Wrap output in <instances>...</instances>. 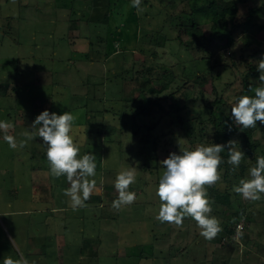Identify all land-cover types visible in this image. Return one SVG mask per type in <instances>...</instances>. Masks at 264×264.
Returning <instances> with one entry per match:
<instances>
[{"label": "rangeland", "instance_id": "374dc122", "mask_svg": "<svg viewBox=\"0 0 264 264\" xmlns=\"http://www.w3.org/2000/svg\"><path fill=\"white\" fill-rule=\"evenodd\" d=\"M70 2L0 0V120L13 123L8 134L14 136L17 144L10 148L0 138V261L11 257L27 260L28 264H211L213 258L222 260L231 252L227 264H264L260 224L264 220L260 212L264 203L250 201L254 203L247 215L252 218L251 224L245 230L244 222L238 223L242 238L235 233L231 240L216 244L199 235L200 229L191 217H185L180 225L157 220L161 201L155 195L164 170L156 168L160 161L170 152L199 145L197 141L191 145L183 136L176 116L183 120L195 117L202 103L195 101L186 107L179 93L169 95L170 91L179 85L184 96L203 90L210 103L215 95L203 72L212 65L226 66L227 71L219 67L212 73L216 75L221 70L222 82L228 84L217 85L226 113L241 77L249 71L247 64L256 68L252 73L258 72L257 63L264 54V0H232L237 11L231 45L212 37L210 24L202 23L196 34L203 47L197 45L193 31L179 30L177 21H170L165 14L177 15L186 0L141 2L135 8L136 18L129 13L133 8L130 0H123L103 26L85 24V18L94 13L90 10L92 1ZM251 9L257 13L244 26ZM77 19L79 30L71 23ZM158 30L166 39L162 46L156 45L155 56L150 52L152 45L146 42L142 44L146 54L138 52L136 46L142 38ZM245 35L252 39L250 47L242 41ZM178 36L183 44H178ZM89 42L97 44L95 51L89 49ZM133 62L138 71L143 65L148 68L147 76L154 86L163 74L177 81L160 94L163 111L140 119H132L134 113L129 112L120 120L116 113L121 104L114 100L139 94L137 84L127 75L124 83L120 79ZM197 76L205 78L203 85H195L202 79ZM250 78L257 82L258 78ZM44 109L57 114L70 111L76 117L72 134L80 147L78 156L91 152L97 158L96 174L88 177L96 182L93 192L84 206L75 210L63 192L69 182L64 176L53 177L49 172L41 138L28 140L23 135L25 128L35 131L30 128L31 122ZM126 118L129 121L125 125ZM133 122L141 130L138 135L134 134ZM143 124L154 126L148 135L151 141L157 138V157L152 160L139 155ZM109 127L116 129L111 135ZM233 131L231 139L238 141L235 148L244 152L241 131ZM212 132L207 125L206 135L211 137ZM253 137L264 144L259 128L254 129ZM130 166L137 172L129 190L140 194L131 204L117 209L112 206L118 196L113 182L119 170ZM219 174L215 189L234 192L237 183L228 184L221 177L222 171ZM233 206L238 212V204L234 202ZM215 216L220 222L221 216ZM232 239L236 240L234 249L227 245Z\"/></svg>", "mask_w": 264, "mask_h": 264}, {"label": "clouds", "instance_id": "9594fccd", "mask_svg": "<svg viewBox=\"0 0 264 264\" xmlns=\"http://www.w3.org/2000/svg\"><path fill=\"white\" fill-rule=\"evenodd\" d=\"M260 3L261 0H260ZM134 8L141 6V0H130ZM258 81L255 87L249 84L246 91L252 95L242 94L229 101L223 121L229 132L236 128L238 131L256 127L257 122L264 125V54L257 63ZM76 117L70 111L60 114L44 109L31 122L30 128H25L23 135L32 140L41 138L45 149V156L49 165V172L53 177L64 176L70 186L63 190L70 198V205L75 210L83 207L95 187L96 156L85 152L78 156L80 147L74 142L72 134ZM14 127L11 121L0 120V138L10 148L17 144L8 130ZM24 141H21V146ZM237 140L228 139L223 143L200 144L194 149H183L179 153L170 152L160 161L163 167L162 175L155 189V195L161 201L156 219L161 223L168 222L180 225L185 217H191L200 229L199 235L206 240L213 239L221 230V225L215 216L209 215L212 206L209 201L205 185H212L220 179L219 165L224 158L222 152H227V163L239 166L245 153L235 145ZM137 169L133 166L125 167L116 173L113 187L118 193L112 206L131 204L136 199V193L129 190V185L136 179ZM247 179L241 178L233 191L243 199L257 201L264 196V156H257L255 165L248 169ZM0 264H28L27 260H13L4 257Z\"/></svg>", "mask_w": 264, "mask_h": 264}, {"label": "trees", "instance_id": "16d2710c", "mask_svg": "<svg viewBox=\"0 0 264 264\" xmlns=\"http://www.w3.org/2000/svg\"><path fill=\"white\" fill-rule=\"evenodd\" d=\"M76 0H71L70 3L74 4ZM92 1V6L90 8L91 11L94 13L90 16L85 18V24H95L99 26L105 25V22L108 20V18L111 15V12H113L114 7L118 6L119 2H123V0H90ZM98 1H103V4L97 3ZM142 3H147V0H141ZM66 7V5H65ZM67 8V7H66ZM70 8V7H69ZM71 9V8H70ZM101 10V11H100ZM129 13L131 15H135V8L133 7ZM71 14L73 13V10H69ZM237 7L232 3V0H186V4L181 8V10L178 12L177 15L170 14V12H166V16L170 18L171 20L177 21V27L179 30H187L193 31L195 33V39L197 41V45L199 44L201 47H203V42L201 38L196 34L197 33V27H199L202 23H209L211 27V34L212 37L217 38V40H220L222 42H227L228 45H231L234 42V37L232 35V30L235 28L234 25V18L236 15ZM257 13L256 9H251L249 17L244 21V26H247L250 21V17L253 16V14ZM120 16H124L123 14H120ZM138 17V16H137ZM136 18V15H135ZM80 19V18H79ZM77 19L72 23V25L75 27V30H79V23L80 20ZM82 20V19H81ZM140 20L139 17L137 19ZM187 22V23H186ZM71 28V27H70ZM106 29V28H105ZM108 32V31H107ZM191 33V32H190ZM106 37V36H105ZM148 40V42L146 41ZM166 39V36L162 33V31L158 30L153 32L152 36L150 37H144L142 38L141 42L136 46L137 51L143 54H146L142 44L146 42L148 45L151 44L152 48L150 49L151 55L155 56V48L156 45L162 46L164 44V40ZM178 41V44H183L180 36L175 38ZM161 41V42H160ZM192 41V40H191ZM245 46L250 47L252 45V39L249 35H245L244 39L242 40ZM89 49H93L97 47V44H94L93 42H89ZM106 46V43H105ZM97 53H99L98 49H96ZM95 51V49H93ZM95 52V53H96ZM89 61H92L91 59ZM234 65V64H233ZM137 64L135 62L132 63V66L129 70L124 69V73H121L120 79L124 83L125 76L127 75V79L133 80L139 89V94L135 98H121L116 99L114 102L116 104H121V108L118 110V113H116L117 116L120 117V120L123 119L122 116L127 115L129 112H133L132 119H140L142 117H150L153 115V113H160V111H163L162 101L160 100V94L166 90V88L170 85V83L175 82L174 77L168 79L166 74H163L162 77L157 78L156 80V86L152 85L151 81L149 80L147 76L148 68L143 65V67L138 71L136 70ZM224 67L223 71H227L228 68L226 66H219ZM217 65H212L211 67L207 68L203 73H205L206 78L211 82V93H214L215 99L208 103L204 98V91H198V94H194V92H191L189 96H184L181 94V91L183 88H181V85L176 86L174 91H170L169 95H174L175 93H179V97L181 102H183L184 106H188V104L193 103L195 101H200L202 103L201 109L198 111V114L195 117L187 118L186 120H183L181 116H176V120L179 122V127L182 130L183 136L188 139L189 143L191 145H194V143L197 141V143L208 145L211 143H223L227 141L228 139H231L232 136L235 134V130L229 132L225 129L223 125V121L227 119L224 113V100L222 99L220 94H217V85H223L224 87L228 86L227 83L222 82L223 76L221 74V70H218L214 74L213 71L219 68ZM248 72H245L243 76L241 77L240 84L238 90H236V96L247 94L252 95V92L246 91L249 84H252L253 87H255L257 84H259L258 81V75L259 73L253 72L256 68L250 64H247ZM126 73V74H125ZM230 73V72H229ZM237 73V72H236ZM123 74V75H122ZM239 75L240 74H235ZM250 77H253L257 79V82H254L251 80ZM197 78L201 79V82H195V85H203L206 81L205 78L201 76H197ZM187 82V81H185ZM165 85H164V84ZM181 84V82H180ZM186 85V83H185ZM152 95L156 98L152 100L148 96ZM113 102V103H114ZM130 103V104H129ZM138 110V112L136 111ZM193 111V109H192ZM107 112H111L110 110H107ZM206 117H204V115ZM127 121H129L127 118L124 119V124L126 125ZM135 122V121H134ZM133 122V123H134ZM132 123V128H134V134L138 135L139 132H141L140 129H137V124ZM207 125L211 126L213 132L211 134V137L206 135V129ZM103 127V125H101ZM111 127V126H110ZM109 127V135L115 132V128ZM136 127V128H135ZM144 134L141 135L139 138L140 141L138 142L139 148L138 151L139 155L142 157L148 156L150 160L152 158L157 157V138H153L152 141L150 140L152 137H148L154 130V126H148L146 124L142 125ZM259 128L264 137V125H261L259 122H257L256 127H250L243 129L240 133V139L241 143L244 148L245 156L243 160L240 162L239 166L234 167L231 164L227 163V152H222L221 156L224 158L223 162L219 165L218 171H222L221 177L224 182L228 184L232 183H238V181L241 178H249L248 177V168L249 164L252 163V166L255 165V159L257 156H264V144H262L259 140L254 139V129ZM120 132H123L120 128ZM120 140V139H119ZM151 141V143H149ZM115 142V141H111ZM121 145V144H120ZM247 159H250L247 160ZM149 161L146 162L145 166L143 168L146 170L149 163ZM159 167H156L157 169L161 168L163 169L162 165L159 163ZM151 167V165H150ZM238 170V172H236ZM230 176H232V180H229ZM207 195L209 198V201L212 206V211L209 215L215 216L220 215V225L222 230L215 236L214 239H212V242L214 243H223L224 240H231V237L235 235V229L237 224L240 220H242L245 224L244 229L248 228V225H250L252 218L248 215L249 206H251L250 202L251 200L241 199L239 194L235 192H231L228 190L220 191L215 189L214 183L212 185H205ZM231 189V188H230ZM136 196H138L137 191H135ZM141 194H143V191H141ZM116 199V198H115ZM259 203H264V196L260 200H257ZM236 202L238 204V212L235 210L233 203ZM254 202V201H253ZM254 204V203H252ZM118 209V208H117ZM264 214V210H260ZM216 217V216H215ZM263 226L262 233H264V220L260 223ZM243 230V229H242ZM243 230V231H245ZM241 230L238 232L237 237L242 238V234L240 235ZM242 233V232H241ZM233 240V239H232ZM236 240L231 241L228 243V247L231 249L236 248ZM239 242V241H237ZM187 247H185V250H187ZM247 253V252H246ZM232 255V253H228L226 257H223L222 260L218 258H213L211 260V264H227L229 261V257ZM226 258V259H224Z\"/></svg>", "mask_w": 264, "mask_h": 264}, {"label": "built area", "instance_id": "2783aa9c", "mask_svg": "<svg viewBox=\"0 0 264 264\" xmlns=\"http://www.w3.org/2000/svg\"><path fill=\"white\" fill-rule=\"evenodd\" d=\"M237 228H236V230H235V233L237 234L239 231H240V224H237V226H236Z\"/></svg>", "mask_w": 264, "mask_h": 264}]
</instances>
